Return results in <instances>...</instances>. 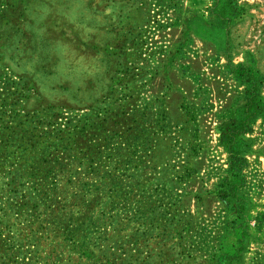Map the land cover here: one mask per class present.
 <instances>
[{
    "label": "rangeland",
    "instance_id": "rangeland-1",
    "mask_svg": "<svg viewBox=\"0 0 264 264\" xmlns=\"http://www.w3.org/2000/svg\"><path fill=\"white\" fill-rule=\"evenodd\" d=\"M100 1L129 21L128 81L104 103L165 62L200 74L206 126L155 128L147 156L112 155L126 146L87 126L96 109L43 100L61 44L45 15ZM191 15L213 44L197 46ZM0 264H264V0H0Z\"/></svg>",
    "mask_w": 264,
    "mask_h": 264
},
{
    "label": "crops",
    "instance_id": "crops-1",
    "mask_svg": "<svg viewBox=\"0 0 264 264\" xmlns=\"http://www.w3.org/2000/svg\"><path fill=\"white\" fill-rule=\"evenodd\" d=\"M121 13L128 14L127 10L103 6L101 1L94 6L83 3L48 11L46 24L55 26L54 40L59 42L60 38L61 44H55L51 53L53 62L46 75L38 79L37 89L40 88L38 92L48 104L96 109L98 120L87 126L115 142L114 149L120 143L126 146L124 154L112 152V155L147 156L144 147L148 145L147 137L152 129L206 126L214 108L202 97L207 88L202 85L198 71L185 68L182 78H177L165 62L143 71L137 88L125 100L115 105L104 103L110 90L128 81L118 69L119 32L129 26L127 19L120 18ZM193 16L205 20L199 15ZM189 17L185 18L186 31L201 42L195 41L197 46L213 44L199 36L190 25L192 15ZM204 23L212 27L211 21ZM63 30L75 32V36L64 38ZM198 117L209 118L197 124Z\"/></svg>",
    "mask_w": 264,
    "mask_h": 264
}]
</instances>
